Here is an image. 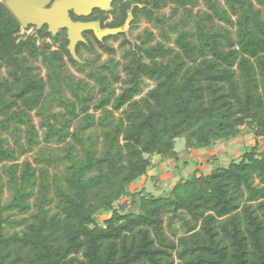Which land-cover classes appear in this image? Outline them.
Returning a JSON list of instances; mask_svg holds the SVG:
<instances>
[{"label": "trees", "instance_id": "16d2710c", "mask_svg": "<svg viewBox=\"0 0 264 264\" xmlns=\"http://www.w3.org/2000/svg\"><path fill=\"white\" fill-rule=\"evenodd\" d=\"M200 2L206 10L193 13ZM169 4L170 16L159 14ZM133 14L135 22L142 16L168 26L176 48L151 44L154 34L144 30L128 48L121 45L122 64L88 60L86 76L98 86L92 98L81 80L64 75V55L79 71L82 62L64 44L52 51L34 33L20 36L0 0V71L8 75L0 74V166L7 177L3 183L0 173V264H264V0H134ZM30 59L42 61L46 80ZM143 79L155 85L141 96ZM52 102L62 110L50 113ZM242 129L256 142L227 166L196 169L159 194L130 191L148 178L151 156L178 161L176 141L186 150L208 149ZM8 131L13 146L2 136ZM41 142L60 153L39 148L33 163H17ZM60 165L61 179L53 174L50 182L49 170ZM32 208L30 219L5 214ZM103 212L110 215L99 224ZM174 219L183 228L177 237ZM6 226L22 228L6 233Z\"/></svg>", "mask_w": 264, "mask_h": 264}, {"label": "rangeland", "instance_id": "374dc122", "mask_svg": "<svg viewBox=\"0 0 264 264\" xmlns=\"http://www.w3.org/2000/svg\"><path fill=\"white\" fill-rule=\"evenodd\" d=\"M172 4H169L166 8L162 9L159 11V14L169 17L170 13L172 11ZM206 8L203 6V4L200 2L197 6L193 8V13H197L200 11H205ZM183 16L182 12H179L177 15L171 17L169 19V23H174L179 20V18ZM233 20H235V17H232ZM192 24L188 26L187 28H191ZM144 30H148L150 32H153L154 34V39L151 44H155L156 42H161L166 46H170L172 48H176L174 40L177 36L176 33H172L169 29L168 26H164L163 28H159L155 26L152 22L147 21L144 17L140 16L134 25V31L132 35L134 38L136 36L142 35ZM232 32L234 33V29H232ZM25 33L22 29L19 32V35L22 36ZM163 33H166L169 37V40H165L162 35ZM26 34V33H25ZM115 54L112 56H107V55H101V58L97 60V64L100 65L101 63L107 61L108 59L112 58L115 62H119L120 64L123 63L122 59V53L123 49L118 48L114 49ZM82 58L84 60H81L82 64L84 67L83 71H79L77 67L71 66V64L65 60V69H64V75H70L72 77V80L74 82H77L81 80L83 84L89 88L90 90V96L92 98H97L98 97V86L95 83V81L86 74L90 73V68L87 64L88 60L86 59V55L82 51ZM29 65H33L37 67V70L34 72H38L41 77L46 80V67L42 63L41 60L38 61H33L29 60ZM1 77L2 78H8V75L6 73L5 69H2L0 71ZM121 79L124 77L123 74L120 75ZM155 83L149 79H143L142 81V94L143 96L149 89L153 88ZM114 88L116 89V93L120 92L121 84L117 83L114 84ZM50 87L47 86L45 89V93H48L50 91ZM62 94L67 97L72 99L71 94L69 92V89L65 88L63 89ZM139 98V97H137ZM62 109L58 107V105L55 102H52L50 104V113H56L61 111ZM120 113H115V117L118 118ZM32 120L33 123L38 130L39 137L42 138L44 129L40 127V122H41V116L36 113V110L31 112ZM101 114L100 112L95 113V117L98 118L100 117ZM2 136L8 140L9 146H13V137L11 131H8L6 133H3ZM256 142L254 139L253 135L248 133V129H242V135L239 136L237 139H233L227 142H218L214 145H212L208 149H199V150H186L184 148L183 141H176V146L175 150L178 153L179 159L178 161L174 160H162L158 156H151L150 160L152 163V167L150 168V171L148 173V178H141L138 181H136L132 186L130 191L135 190H141L144 189L145 193L150 192V193H155L159 194L161 192H164L168 190L174 183L180 179V178H190L192 176V172L196 169L201 170L203 173L207 174L209 173L210 170H212L215 167L219 166H227L229 162L232 160L238 158L244 151L249 150L251 146ZM258 145L259 149L262 150L264 149V139H258ZM50 146V147H47ZM60 146L51 144V145H46L44 142H41L39 147L33 149L32 151L26 153L23 156H20L17 163H22L23 161L27 160L31 163H33L34 158L38 156V149L39 148H51V152L53 155H57L60 153L59 148ZM11 163L6 162L5 165H10ZM63 169V166H58L57 169H50L49 170V180L52 182V175L57 174L59 176V179H61V171ZM0 173L2 177L3 183H6L7 177L4 173V171L1 169L0 166ZM149 177H152L151 179ZM62 181V180H61ZM155 181V182H154ZM257 182V181H256ZM54 193L53 187L50 189L49 195H52ZM11 198V193L5 188L3 191V202H8ZM57 209L52 207V212H56ZM31 212H34V209L32 208L31 211L24 215L21 216L17 212H8L5 213L6 215L8 214L11 219H17V218H27L30 219V214ZM110 213H100L97 217V220L99 224H102V221L108 218ZM181 223L177 220L174 219L173 221V232H175L176 237L180 236L183 232V228L180 226ZM22 228V226H6L5 227V232L6 233H12L14 231H19ZM167 235L170 237H173L172 231H169L166 229ZM176 237H173L176 239Z\"/></svg>", "mask_w": 264, "mask_h": 264}, {"label": "flooded vegetation", "instance_id": "af4514ba", "mask_svg": "<svg viewBox=\"0 0 264 264\" xmlns=\"http://www.w3.org/2000/svg\"><path fill=\"white\" fill-rule=\"evenodd\" d=\"M2 1L5 5V0ZM43 9L47 12H58L57 14L62 16L63 22L67 20L73 24L93 25L96 29V31L86 29L80 32L81 40L76 42L74 48L78 62L84 60L82 51L86 55L85 60H99L101 55L112 56L115 54L114 49H122V44L128 48V45L134 42L132 35L136 23L133 14L134 0H45ZM53 13L49 18H53L55 15ZM20 27L26 33L23 35L34 33L37 44L45 42L51 46L52 51L59 50L64 44L68 51L70 43L68 29L60 25V22H53L54 33L49 31L50 26L45 22L39 28L34 25H28L26 28L20 25ZM113 29H121V31L115 35L102 34L100 38L97 36V33ZM42 33H46L47 36L40 37ZM104 48L113 49L114 53L108 55ZM68 53L70 54L69 51ZM70 56L72 57L71 54ZM64 60L68 61L66 55H64Z\"/></svg>", "mask_w": 264, "mask_h": 264}, {"label": "water", "instance_id": "95a60500", "mask_svg": "<svg viewBox=\"0 0 264 264\" xmlns=\"http://www.w3.org/2000/svg\"><path fill=\"white\" fill-rule=\"evenodd\" d=\"M44 3L45 0H5V6L23 28H26L28 25H34L39 28L41 24L45 22L50 26L49 31L54 33L55 29L53 28V22H60V25L66 27L68 29V37L70 41L68 51L74 60L77 61L74 48L76 42L79 39L81 40L80 32L86 29H93L96 31V29L93 25L73 24L67 20L66 22H63L62 16L57 14L58 12L53 13L52 11H44ZM52 13L57 15V17L54 15L53 18H49L50 14ZM120 31L121 29L106 30L100 34L97 33V36L100 38V35L102 34L115 35Z\"/></svg>", "mask_w": 264, "mask_h": 264}]
</instances>
